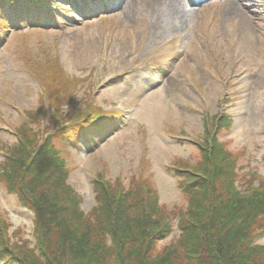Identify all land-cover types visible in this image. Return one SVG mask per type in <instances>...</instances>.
Masks as SVG:
<instances>
[{
  "label": "rangeland",
  "instance_id": "rangeland-1",
  "mask_svg": "<svg viewBox=\"0 0 264 264\" xmlns=\"http://www.w3.org/2000/svg\"><path fill=\"white\" fill-rule=\"evenodd\" d=\"M177 1L174 8L180 12L186 8L188 15L166 16L171 0H125L123 7L104 19L54 13L50 24L46 16L39 27L29 22L2 39L1 146L17 142L14 128L21 125L23 112L41 105L39 84L25 67L29 58L59 57L64 72L81 82L78 101L87 91L92 96L102 82L104 88L90 102L100 111L126 112L116 123L101 125L109 127L108 134L92 133L89 140L81 134L55 139L70 168L67 183L81 195L85 212L94 205L93 181L101 171L112 184L121 181L124 189L139 186L141 179L142 187L156 189L159 204L169 211L186 207L187 198L168 163L200 156L185 136L199 137L206 121L221 112L225 97L224 112L233 122L218 138L235 156L240 175L264 178V0L235 3L242 4L250 19L249 36L239 23L233 26L236 15L223 13L222 17L219 12L213 17L211 10L217 5L224 9L230 0L207 7ZM13 9L10 6L4 13L9 25L8 16L20 20ZM253 177L257 185L259 178ZM0 216L8 220L13 235L19 232L17 237L32 238V213L7 193L2 182ZM174 223L172 233L158 242L157 251L178 238ZM254 244L264 245V236Z\"/></svg>",
  "mask_w": 264,
  "mask_h": 264
},
{
  "label": "trees",
  "instance_id": "trees-1",
  "mask_svg": "<svg viewBox=\"0 0 264 264\" xmlns=\"http://www.w3.org/2000/svg\"><path fill=\"white\" fill-rule=\"evenodd\" d=\"M13 2L0 0V15ZM26 61L41 87V105L25 111L26 119L15 128V144L0 145V182L32 213L33 231L32 238L17 237L20 233L13 235L0 216V263L264 264V245L254 244L264 236V178L240 175L235 156L219 140L217 134L233 122L230 116L206 128L203 141L192 137L200 153L196 160L168 163L186 207L169 211L141 179L139 186L124 189L121 181L112 184L99 172L93 181L94 205L85 212L81 195L67 183L70 168L55 139H75L85 131L72 122L82 123L81 117L95 108L90 91L88 100L78 101L80 80L63 73L55 56ZM253 176L259 178L257 185ZM175 220L178 238L157 251Z\"/></svg>",
  "mask_w": 264,
  "mask_h": 264
},
{
  "label": "bare ground",
  "instance_id": "bare-ground-1",
  "mask_svg": "<svg viewBox=\"0 0 264 264\" xmlns=\"http://www.w3.org/2000/svg\"><path fill=\"white\" fill-rule=\"evenodd\" d=\"M241 0H230L229 4L225 6L224 9L221 10V14H222V17L225 16L223 15L224 14H229V15H236L237 16V23H239V27H242L246 30H248L246 33L247 35L249 36L250 35V19L244 15V11L243 9L241 8L242 5L240 3L239 4H235V3H239ZM152 2H155V0H152ZM174 2H178L177 0H171L170 3L167 4V7H166V11L169 12L170 14L169 15H166L168 17H171L172 15L174 16H185V15H188V11L184 8L183 9V12H180L181 10L179 8H174ZM164 16H162L163 18ZM250 39H251V36H250Z\"/></svg>",
  "mask_w": 264,
  "mask_h": 264
}]
</instances>
